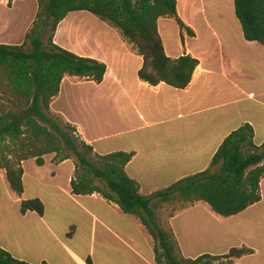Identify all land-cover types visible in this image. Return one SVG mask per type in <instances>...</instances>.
Masks as SVG:
<instances>
[{"label":"crops","instance_id":"0c3cea01","mask_svg":"<svg viewBox=\"0 0 264 264\" xmlns=\"http://www.w3.org/2000/svg\"><path fill=\"white\" fill-rule=\"evenodd\" d=\"M9 2L0 0V44L20 45L36 18L38 1L34 0L32 12L27 4L22 5L26 0ZM198 2L178 0L179 15L195 36L185 31L181 34L180 29L172 38L167 30L169 19L161 17L158 21L169 56L190 54L199 59L186 88L143 81L139 76L143 56L108 23L80 28L73 36L77 30L74 23L82 15L70 21L67 16L55 34L60 46L105 62L108 68L101 83L66 76L51 111L61 115L53 107L69 80L74 83L72 88L78 83L90 86L84 106L86 126L78 118L68 121L97 153L134 152L126 170L140 183L144 195L208 169L226 137L246 123L254 128L255 142H264V70L254 73L255 52L264 60V46L245 38L230 8L215 10L219 18L211 20L213 9H201ZM199 21L205 23L204 30L197 27ZM231 21L235 25L231 26ZM256 43L260 45L255 47ZM76 98L72 94L71 104ZM54 156L46 155L44 165H38L35 158L23 162V183L31 178L51 197L29 196L43 201V215L21 211L22 200L28 199L23 198L25 186L19 197L11 189L6 171L0 169V183L7 193L13 191L18 196L14 200L19 213L15 222L24 224L2 223L0 245L14 257L33 264H156L154 239L142 221L98 193L73 194L76 161L70 158L57 163ZM32 160L36 165H29ZM69 163L71 169L60 174L59 169ZM45 169H49L47 174ZM261 193L259 202L228 217L214 211L206 201L175 211L168 222L182 254L197 258L246 247L253 252L226 264H264V179ZM172 205L166 203L161 209Z\"/></svg>","mask_w":264,"mask_h":264},{"label":"trees","instance_id":"16d2710c","mask_svg":"<svg viewBox=\"0 0 264 264\" xmlns=\"http://www.w3.org/2000/svg\"><path fill=\"white\" fill-rule=\"evenodd\" d=\"M11 4L14 0H9ZM36 18L20 45L0 44V169L6 171L11 189L24 193L23 162L35 158L45 164L76 157L77 175L71 180L76 195L100 194L117 203L123 212L138 217L154 239L156 264H226L252 253L232 248L227 254L185 257L169 222L159 210L178 202L177 210L206 201L222 216L244 211L262 199L264 142L257 144L249 123L229 134L212 158L210 167L185 177L151 195L126 170L134 152H95L70 122L62 125L51 114V103L60 94L66 76L101 83L107 64L81 56L55 42L58 25L71 12L88 11L118 29L123 38L143 56L140 78L151 85L165 82L186 88L199 59L185 54L173 58L166 53L158 21L173 18L181 29L195 36L178 12V0H37ZM235 12L248 41L264 46V0H234ZM218 169H215L217 168ZM40 215L45 205L40 198L23 199L21 211ZM0 264H33L14 257L0 245ZM41 264H49L44 261Z\"/></svg>","mask_w":264,"mask_h":264},{"label":"rangeland","instance_id":"374dc122","mask_svg":"<svg viewBox=\"0 0 264 264\" xmlns=\"http://www.w3.org/2000/svg\"><path fill=\"white\" fill-rule=\"evenodd\" d=\"M33 2L34 0H26V2H24L22 5L27 4L30 11L32 12L33 10ZM198 6L201 9H213L211 12L212 15H210V19L211 20H217L219 17L216 16L215 10H220L222 8H230L231 9V17L232 19H234L238 25L239 31L242 33V27L240 24L239 19L236 16L235 13V6H234V2L233 0H199L198 2ZM78 15H82L81 18H78V20L76 21L75 26H77V30L76 33L74 31V35L78 34L79 29L83 28V27H94L97 24L100 23H106L103 20H101L99 17H97L96 15H94L91 12L88 11H78V12H72L68 15L67 18L71 17L69 19V21L72 19L73 16H78ZM66 18V19H67ZM170 22H167L168 26H167V30L169 31V35L173 36L172 38L176 37L177 33L180 32V27L179 25L176 23V21L173 18H168ZM230 25L233 26L235 25L234 21L230 22ZM204 26L205 23L204 22H198L197 23V27L199 28V30L201 31L204 30ZM187 33V32H186ZM65 34V33H64ZM237 38V36L235 35V39ZM173 43V42H172ZM255 47H258V43L255 44ZM254 73L257 74V72H263L264 70V60L261 59L259 56L256 55L255 52V61H254ZM70 84H74L72 81L69 80L68 84H66L63 87V94L61 96V99L55 104V106L53 107V110L58 111L61 113V115L54 113L53 111H51V114L54 115V117L62 124L64 125L65 122H69L70 118H78L79 120H82L83 125L86 126V111H85V103L87 101V95H88V90L91 89L90 86L86 85L85 83H78L77 86H73L70 87ZM72 88V90L70 89ZM72 94H76L77 98L76 100L79 101V104L76 103V100L71 104V96ZM82 104V105H81ZM69 120V121H68ZM48 155V156H52ZM72 159L76 161V157L73 155ZM29 165H36V162L34 160H32V163H29ZM37 167V166H35ZM71 163H69L68 165H64L59 169L60 174L64 175L65 172L69 171L71 169ZM40 169V168H37ZM215 169H218L215 168ZM49 169H45L44 173L47 174ZM38 173L42 174V171L37 170ZM25 194L23 196L24 197H28L29 196H34L35 194H40L42 196H47V198L50 200L51 197H49L50 195H48V192L46 191V189L44 188H39L38 185L33 181V179L28 178L25 181ZM18 198V196L11 191L7 193V191L4 189V186L0 183V226L2 225V223H5L8 221V223H13L14 225H17V227H21V225L24 224H17L15 222L16 219H18L19 217V213L17 211L18 206L15 204L14 200ZM174 205L169 206L166 209H160L159 210V215L163 221L164 224H166L168 222V218L170 216V214L174 211V209L176 207H178L180 205V203L178 202H174L172 203ZM78 212V209H76ZM51 215V214H50ZM75 216H82L81 214H74ZM48 217V216H47ZM50 217V216H49ZM36 237V234H33V237ZM0 238L1 235H0Z\"/></svg>","mask_w":264,"mask_h":264}]
</instances>
